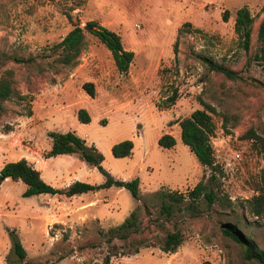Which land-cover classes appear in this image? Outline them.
<instances>
[{"label": "rangeland", "instance_id": "374dc122", "mask_svg": "<svg viewBox=\"0 0 264 264\" xmlns=\"http://www.w3.org/2000/svg\"><path fill=\"white\" fill-rule=\"evenodd\" d=\"M242 7L255 17L248 51L233 29L235 12ZM263 9L264 0H0V74L12 69L14 89L25 96L2 104L0 162L23 156L25 147L43 158V151L51 148L49 132H70L86 146L96 147L103 156L102 168L112 178L138 180V200L115 187L75 200L47 194L24 198L22 182L4 180L0 264H105L106 259L108 264H254L222 235L221 226L236 224L264 251V215L254 218L246 210V200L264 186V66L254 58ZM224 11L229 12L227 22L222 21ZM89 21L118 34L123 47L134 52L127 75L118 74L108 50L85 30V46L75 67L57 66L53 56L45 57L74 26L85 29ZM186 22L191 30L178 36L175 61L177 30ZM199 54L236 72L238 80L210 72L197 59ZM13 57L33 61L18 64ZM85 83L93 85L95 99L82 88ZM173 90L177 100L171 105L166 99ZM131 100L134 105L117 110ZM200 101L214 108L211 143L223 170L221 191L231 207L207 208L202 203L196 214L182 204L181 211L176 206L166 218L154 193L186 194L210 175L182 143L178 126L202 109ZM29 109L31 120L26 122ZM81 109L90 117L87 124L77 120ZM248 130L260 140L246 139ZM163 134L174 137L172 149L157 145ZM125 140L134 141L132 155L114 158L111 147ZM46 162L42 180L54 189L105 182L95 167L78 157L57 156ZM89 201L96 203L72 217ZM137 206L140 231L125 241L107 243V231ZM10 232L25 248L22 262L11 251ZM168 232H178L183 239L174 253L160 249ZM140 243L143 248L127 254Z\"/></svg>", "mask_w": 264, "mask_h": 264}, {"label": "trees", "instance_id": "16d2710c", "mask_svg": "<svg viewBox=\"0 0 264 264\" xmlns=\"http://www.w3.org/2000/svg\"><path fill=\"white\" fill-rule=\"evenodd\" d=\"M228 19L229 12L224 11L222 13V21L227 22ZM254 23L255 17L246 7L236 10L233 29L241 47L245 51H248L250 47ZM84 30L95 37L108 50L118 74L127 75L134 58V52L126 50L123 47L121 37L118 34L99 25L95 21L87 22L85 24V29L74 26L59 43L50 48L49 55L45 57L48 58L53 56L52 62L54 65L69 68L75 67L85 46ZM184 30L189 32L191 30V25L186 22L177 30V37L173 46L175 61L179 40L178 36L183 32H187ZM256 32V40L259 47L254 58L264 66V14L258 23ZM197 59L205 64L210 72L221 74L232 81L238 80L239 78L236 72L225 67L223 64L214 62L212 58L199 54L197 55ZM12 61L23 64L32 62L33 58L23 59L13 57ZM82 88L89 97H95V90L92 84L85 83ZM14 98L23 100L25 96L20 95L14 89V71L12 69H5L0 74V115L4 112L2 104ZM166 100L167 103L171 105L174 104L177 100V90H173L170 97H167ZM32 101L33 100L29 102L30 105ZM200 105H202V109H197L193 111L189 117L181 119L178 122V126L180 128L182 143L195 156L197 162L202 167L210 170V175L207 178L203 177V179L191 190H188L186 194L166 192L165 190L154 193L152 197L160 203V214L164 215L166 218L173 215L176 206L178 207V211H181L179 206L182 204H185L187 210H191L196 214L200 212L199 206L202 203H204L207 208H210L213 204H218L224 209L231 207V201L228 200L221 191L223 170L215 161L211 143V138L214 137L215 134V125L212 119L214 108L204 102L201 103V101ZM31 115L32 109H29L26 116L29 117ZM77 120L83 124L89 123L90 117L87 111L82 109L79 110L77 112ZM244 136L247 137H245L246 139L260 140L251 130H248ZM48 138H50L52 142L51 149L43 155V158L47 159L59 155L76 154L81 161L91 167H95L103 175L105 178L104 184L101 186H93L75 182L64 190L54 189L42 180L39 171L34 169L25 159H20L16 162H8L2 166L0 169V185L5 179H9L12 182H22L26 186L25 191L22 193V197L24 198L41 194L51 196L63 195L69 198L86 193H95L101 188L108 189L115 187L128 190L131 196L135 200H138V180L120 181L112 178L110 174L102 168L103 156L95 146H86L84 141L70 132L65 134L49 132ZM175 143L174 137L169 134H163L157 140V145L162 149H172ZM133 147L134 145L130 140L119 142L111 147V155L114 158H128L132 155ZM255 192L256 195L246 200V210L252 217L260 218L264 215V186L256 187ZM139 213L140 208L137 206L130 212L123 223L114 228H110L107 231L108 239L106 242L111 244L116 239L125 241L132 234L138 233L140 231ZM221 233L224 237L229 238L239 245L242 251V257L245 261L254 264H264V251L258 248L254 240L244 235L237 228L236 224H223L221 226ZM10 234L12 236L11 251L16 256L17 260L22 262L26 257V251L16 236L12 232H10ZM182 242L183 239L180 233L168 232L160 243V249L164 253H174ZM140 244L139 246L135 244L134 250L127 254L137 253L144 247L142 243ZM105 264H108V259H106Z\"/></svg>", "mask_w": 264, "mask_h": 264}, {"label": "crops", "instance_id": "0c3cea01", "mask_svg": "<svg viewBox=\"0 0 264 264\" xmlns=\"http://www.w3.org/2000/svg\"><path fill=\"white\" fill-rule=\"evenodd\" d=\"M95 99V98H94ZM94 101V100H93ZM131 105H134L135 102L133 100H131L130 102H128V105L126 106L125 104L123 105H120V106H117V110L118 111H125L126 108L128 106ZM26 122H30L31 120V117L28 118L26 117ZM160 137V135H159ZM30 142H33V138L32 136L30 135L29 139H28ZM51 139H50V145H51ZM34 145V144H33ZM133 145H134V141H133ZM35 147H37L35 145ZM135 147V146H134ZM134 147H133V150H134ZM38 148V147H37ZM51 149V148H50ZM49 149H45L43 152H48ZM1 153V151H0ZM2 154V153H1ZM59 156H74V157H78L76 154H71V155H59ZM57 157V156H56ZM20 159H25L29 164H31V166L36 169L37 171H39L40 173V176L42 178V172L47 164L46 160L47 159H43L42 158V153H39V151H36L30 147H25V152H24V155L23 156H18V157H15V159H12V160H5L4 162H0V169L2 168V166L8 162H16ZM6 180H9V179H5ZM82 195V194H81ZM81 195H76V196H72V197H65L63 195H54L52 197H60V198H64L66 200H72V199H80L81 198ZM96 194H93V196H95ZM50 197V198H52ZM57 201H59V199H57ZM96 203V201H89L87 202L85 205L82 206L83 209L79 210V208L77 210H74V212L72 213V217H78L83 211L87 210L88 208H91L94 206V204ZM30 217V215H29ZM29 219V218H28ZM29 246H33V243L31 242V240L27 243ZM25 245V244H24ZM23 246V245H22ZM24 248V247H23ZM25 249V248H24Z\"/></svg>", "mask_w": 264, "mask_h": 264}]
</instances>
